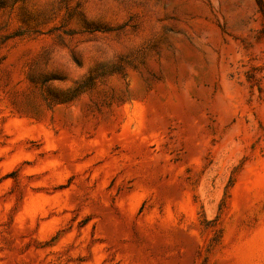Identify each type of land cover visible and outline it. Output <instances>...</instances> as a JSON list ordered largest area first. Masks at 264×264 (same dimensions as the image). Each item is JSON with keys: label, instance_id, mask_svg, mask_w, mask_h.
Wrapping results in <instances>:
<instances>
[{"label": "rangeland", "instance_id": "obj_1", "mask_svg": "<svg viewBox=\"0 0 264 264\" xmlns=\"http://www.w3.org/2000/svg\"><path fill=\"white\" fill-rule=\"evenodd\" d=\"M0 264H264L256 0H0Z\"/></svg>", "mask_w": 264, "mask_h": 264}, {"label": "trees", "instance_id": "obj_2", "mask_svg": "<svg viewBox=\"0 0 264 264\" xmlns=\"http://www.w3.org/2000/svg\"><path fill=\"white\" fill-rule=\"evenodd\" d=\"M260 6V9L262 10V12H264V1L263 0H256Z\"/></svg>", "mask_w": 264, "mask_h": 264}]
</instances>
